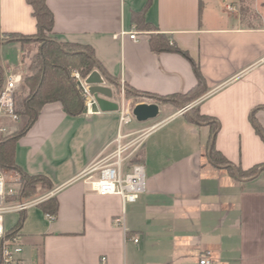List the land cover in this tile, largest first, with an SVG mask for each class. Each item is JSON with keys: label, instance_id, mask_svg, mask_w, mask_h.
Wrapping results in <instances>:
<instances>
[{"label": "crops", "instance_id": "crops-1", "mask_svg": "<svg viewBox=\"0 0 264 264\" xmlns=\"http://www.w3.org/2000/svg\"><path fill=\"white\" fill-rule=\"evenodd\" d=\"M46 1L54 39L93 50L113 101L121 103L124 86L164 102L138 95L127 103H157L161 114L152 126L134 122L123 131H143L132 158L147 171L146 193L126 205L90 190L88 178L98 172L84 175L116 149L119 111L96 106L93 115L70 116L60 103L43 107L16 142L14 160L28 175L50 180L53 190L41 198L56 197L59 208L55 218L38 205L25 212L24 264H198L205 253L217 264H264V168L241 178L211 159L217 126L216 150L236 175L264 164V25H243L233 0ZM36 33L26 0H0L1 37ZM152 35L165 36L197 64L203 95L189 104L168 101L192 93L199 80L182 54L154 52ZM24 68L21 43L0 41V90L9 71L26 75ZM17 123L4 120L0 139L18 131ZM4 171L10 181L20 178ZM20 217L7 216L9 231Z\"/></svg>", "mask_w": 264, "mask_h": 264}, {"label": "trees", "instance_id": "trees-1", "mask_svg": "<svg viewBox=\"0 0 264 264\" xmlns=\"http://www.w3.org/2000/svg\"><path fill=\"white\" fill-rule=\"evenodd\" d=\"M26 1L32 7L33 15L37 22L36 35H4L6 36L5 40L23 39L28 41L37 39L41 43L39 49L31 58V62L28 65L29 71L25 75L24 82L16 95L17 113L20 117L18 122L22 127L20 130L0 139V167L15 171L20 176L19 194L17 197L10 199L18 202L30 201L40 195V192H38L39 184L47 192L53 190V185L47 177L42 175L30 176L15 164L16 142L35 124L43 107L47 104L60 103L64 112L70 116H79L86 113L84 97L81 89L78 88V81L72 76L73 72L77 71L83 78H87L94 70H100L107 76L90 47L72 43H60L56 39L46 38V35L52 34L54 30V14L48 7L46 0ZM147 28L150 29L151 27L148 26ZM150 45L152 50L157 53L170 51L182 54L194 65V70L199 80L198 86L192 93L170 96L168 101H181L184 104H189L207 91L205 80L199 67L186 52L170 43L163 35H152ZM125 91L126 99L130 95H133V97L142 95L154 98L158 102H164L163 99H158L155 95L140 93L129 88H126ZM197 119L204 122L211 120L200 115H197ZM217 128V126L214 127L212 132V162L217 166L228 167L231 174L237 176L233 169L234 165L216 150L214 140ZM131 161L133 164L141 163L137 159H132ZM260 168H264V164L248 171L238 168V173L241 178H252L258 174ZM38 206L48 217L55 218L59 203L56 197H52L39 203ZM20 215L17 225L9 231V237L16 236L22 229L26 217L25 212Z\"/></svg>", "mask_w": 264, "mask_h": 264}, {"label": "built area", "instance_id": "built-area-1", "mask_svg": "<svg viewBox=\"0 0 264 264\" xmlns=\"http://www.w3.org/2000/svg\"><path fill=\"white\" fill-rule=\"evenodd\" d=\"M132 40H136L138 33L130 32ZM72 76L78 81V88L84 97L86 106V114L93 115L97 113L94 108L97 106L96 99L91 95L89 86L85 84V79L77 71L73 72ZM25 75L20 69H14L7 73L4 86L0 93V133H5L8 129L3 126L4 120L12 122L19 121L17 113L16 95L23 84ZM122 86V92H124ZM189 107H185L181 112H185ZM119 133L115 140L116 149L99 163L84 172L88 175L92 172H98V177L93 176L88 178L90 190L98 195H116L119 196L123 204L136 203L140 197L147 191V171L142 163L133 164L126 171L125 167L132 160L134 150L130 151L135 143H139L140 138L135 137L129 142L124 143L128 138L136 136L138 133L133 132L123 134L126 127L136 122L133 115V107H130L124 97L120 103L119 109ZM11 183L16 184V187L9 186ZM20 191V179L15 178L9 180L4 169L0 167V264H24L22 254L24 247L20 241L19 234L14 237H9L7 229V216L10 214H21L26 212L30 207L38 205L43 201V198L30 200L25 202L11 201L13 197H17ZM137 243L139 240L134 239ZM103 261L106 258L103 257ZM198 264H217L210 253H205L198 259Z\"/></svg>", "mask_w": 264, "mask_h": 264}, {"label": "rangeland", "instance_id": "rangeland-1", "mask_svg": "<svg viewBox=\"0 0 264 264\" xmlns=\"http://www.w3.org/2000/svg\"><path fill=\"white\" fill-rule=\"evenodd\" d=\"M208 2V4L213 5V3L209 2V0H206ZM232 6L236 7V15L238 16L237 19L242 21L243 25H256V26H263L264 25V0H233L232 2ZM46 38L48 39H54V36L52 34H47ZM6 39V36L3 35V37L0 36V41H4ZM18 41H20L21 45H22V56H23V62L26 66L25 71H27L26 73H28L29 69H28V65L31 62V58L33 57V55H35V53L37 52V50L39 49L41 43L39 40L37 39H32V40H23V39H18ZM125 89H124V99L126 101V103H128L129 100L133 99V95L128 96V99L125 98ZM133 105V104H132ZM134 107V105L132 106ZM206 120V119H205ZM155 121H150L148 123H146L147 126H152L154 124ZM137 122V121H136ZM17 123V122H16ZM16 128L19 130L21 129L22 125L17 123ZM134 125L131 124L130 126H128V129H132ZM149 128V127H148ZM138 134L135 137H139L142 136L144 133L143 131H138ZM139 147V143H135V145L131 148L130 151L137 149ZM137 156H134L132 159H136ZM240 176V175H237ZM20 177V176H19ZM20 179V178H19ZM9 186L11 187H16V184L11 183ZM38 192H40V195L36 196L33 198V200L39 199L41 198L43 195H45L46 193H48L47 191H45L42 188V185L39 184L38 185ZM41 203V202H40Z\"/></svg>", "mask_w": 264, "mask_h": 264}, {"label": "water", "instance_id": "water-1", "mask_svg": "<svg viewBox=\"0 0 264 264\" xmlns=\"http://www.w3.org/2000/svg\"><path fill=\"white\" fill-rule=\"evenodd\" d=\"M85 84L89 86V91L96 99L97 106L101 112L119 111L120 104L113 101V89L107 86L106 77L100 70L93 71L86 79ZM161 109L157 103H139L133 107V115L138 123L155 121L160 117ZM213 143V142H212ZM212 151V149H211Z\"/></svg>", "mask_w": 264, "mask_h": 264}]
</instances>
